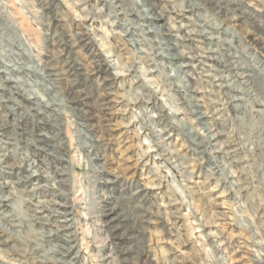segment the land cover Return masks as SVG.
I'll return each mask as SVG.
<instances>
[{"label":"rangeland","instance_id":"374dc122","mask_svg":"<svg viewBox=\"0 0 264 264\" xmlns=\"http://www.w3.org/2000/svg\"><path fill=\"white\" fill-rule=\"evenodd\" d=\"M0 264H264V0H0Z\"/></svg>","mask_w":264,"mask_h":264},{"label":"bare ground","instance_id":"6f19581e","mask_svg":"<svg viewBox=\"0 0 264 264\" xmlns=\"http://www.w3.org/2000/svg\"><path fill=\"white\" fill-rule=\"evenodd\" d=\"M157 41H158V40H157ZM161 46H162V45H161ZM157 49H158V47H157ZM225 56H226V55H225ZM191 58H192V57H191ZM220 58H221V57H220ZM200 59H201V58H200ZM205 59H206V58H205ZM234 59H235V58H234ZM197 60H198V59H197ZM222 61H223V60H222ZM192 62H193V61H192ZM192 62H191V63H192ZM201 62H202V61H201ZM210 62H211V61H210ZM192 64H193V63H192ZM192 64H191V65H192ZM190 70H191V69H190ZM237 71H238V70H237ZM4 72H5V70H4ZM190 72H191V71H190ZM15 81H16V80H15ZM14 83H15V82H14ZM229 84H230V83H229ZM233 89H234V88H233ZM229 95H230V94H229ZM191 111H193V110H191Z\"/></svg>","mask_w":264,"mask_h":264}]
</instances>
